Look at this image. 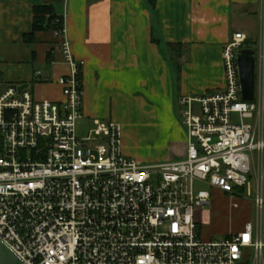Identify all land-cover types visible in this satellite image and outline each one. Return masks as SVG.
I'll list each match as a JSON object with an SVG mask.
<instances>
[{
  "label": "built area",
  "instance_id": "2783aa9c",
  "mask_svg": "<svg viewBox=\"0 0 264 264\" xmlns=\"http://www.w3.org/2000/svg\"><path fill=\"white\" fill-rule=\"evenodd\" d=\"M55 32L69 68L56 81L62 100L37 101L20 86L0 93V241L24 264H264L263 54L245 102L237 53L246 37L233 35L222 51L225 87L176 100L184 157L149 164L122 153L116 122L78 126L84 63L63 16ZM196 183L234 198L254 183V222L202 241L195 215L210 194Z\"/></svg>",
  "mask_w": 264,
  "mask_h": 264
},
{
  "label": "crops",
  "instance_id": "0c3cea01",
  "mask_svg": "<svg viewBox=\"0 0 264 264\" xmlns=\"http://www.w3.org/2000/svg\"><path fill=\"white\" fill-rule=\"evenodd\" d=\"M147 1L0 0V93L27 85L37 101L62 100L56 81L69 73L62 38L51 29L32 30L34 7L52 6L64 18L74 59L84 63L85 123L119 124L127 157L134 153L123 146V130L137 128L167 143L168 155L158 162L183 158L186 140L176 117L177 98L225 87L222 51L235 34L264 56V0H156L152 13ZM153 25L164 44L183 48L177 90L167 60L151 41Z\"/></svg>",
  "mask_w": 264,
  "mask_h": 264
},
{
  "label": "rangeland",
  "instance_id": "374dc122",
  "mask_svg": "<svg viewBox=\"0 0 264 264\" xmlns=\"http://www.w3.org/2000/svg\"><path fill=\"white\" fill-rule=\"evenodd\" d=\"M258 36L259 27L253 32V37H255L256 41H258ZM253 50L258 59V47ZM256 77H258V64L256 66ZM86 125L87 123L84 121L78 123L80 127ZM123 131V146L134 153V159L152 164L157 163L168 155L167 143L154 132L150 130H141L143 132H140L137 128L132 130L124 128ZM194 189L196 191H207L210 194V204L203 209H198L195 215L199 225L198 235L202 241H220L225 239L231 232L237 231L246 218L254 222L255 212L252 204L254 183L247 186L243 191H235V194L241 196V198H234L229 194H221L219 191L210 189L202 183H196ZM233 198L235 203L238 204L237 208L232 207Z\"/></svg>",
  "mask_w": 264,
  "mask_h": 264
},
{
  "label": "trees",
  "instance_id": "16d2710c",
  "mask_svg": "<svg viewBox=\"0 0 264 264\" xmlns=\"http://www.w3.org/2000/svg\"><path fill=\"white\" fill-rule=\"evenodd\" d=\"M156 0H148L147 4L151 11L154 10ZM62 28V16L56 14L55 9L52 6L41 5L35 6L33 9V27L32 30L42 31L46 29H51L53 31L60 30ZM151 41L157 45L161 52L163 53L165 59L167 60L171 72H172V83L175 90L179 87L180 81V64L178 63V59L183 54V48L180 45H166L164 44L155 29V25H153ZM246 45V46H245ZM245 49H254L253 45L245 44Z\"/></svg>",
  "mask_w": 264,
  "mask_h": 264
},
{
  "label": "water",
  "instance_id": "95a60500",
  "mask_svg": "<svg viewBox=\"0 0 264 264\" xmlns=\"http://www.w3.org/2000/svg\"><path fill=\"white\" fill-rule=\"evenodd\" d=\"M237 66L242 100L252 102L255 94V52L252 49H241L237 53ZM22 85L18 91L26 89ZM0 264H24L3 242L0 241Z\"/></svg>",
  "mask_w": 264,
  "mask_h": 264
}]
</instances>
